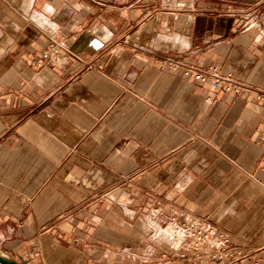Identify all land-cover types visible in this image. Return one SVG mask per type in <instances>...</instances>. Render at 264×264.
I'll use <instances>...</instances> for the list:
<instances>
[{"label":"crops","instance_id":"obj_1","mask_svg":"<svg viewBox=\"0 0 264 264\" xmlns=\"http://www.w3.org/2000/svg\"><path fill=\"white\" fill-rule=\"evenodd\" d=\"M258 92L264 0H0V248L20 264H177L193 252L173 216L264 246Z\"/></svg>","mask_w":264,"mask_h":264},{"label":"built area","instance_id":"obj_2","mask_svg":"<svg viewBox=\"0 0 264 264\" xmlns=\"http://www.w3.org/2000/svg\"><path fill=\"white\" fill-rule=\"evenodd\" d=\"M57 52L58 47L53 44L49 50L43 53V56L48 59ZM183 74L200 83L213 81L216 87H221L225 92L231 90V85L234 84L231 74L221 76L215 70L205 71L194 67H185ZM235 91L238 90L235 88ZM256 97L259 104L264 107V93L258 92ZM258 134L264 142V130H259ZM259 164V170L264 174V155ZM170 224L172 226L171 238L174 243L193 252L192 256L177 264H264V260L254 261L251 258L253 254L264 253V246L253 252L247 250L246 247H230L231 239L229 237L214 227L200 228L189 219L180 222L173 216Z\"/></svg>","mask_w":264,"mask_h":264},{"label":"water","instance_id":"obj_3","mask_svg":"<svg viewBox=\"0 0 264 264\" xmlns=\"http://www.w3.org/2000/svg\"><path fill=\"white\" fill-rule=\"evenodd\" d=\"M0 264H20L14 258L8 256L1 248H0Z\"/></svg>","mask_w":264,"mask_h":264}]
</instances>
